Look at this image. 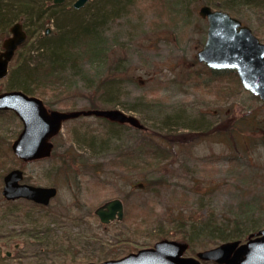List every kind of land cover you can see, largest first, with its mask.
<instances>
[{
	"label": "rangeland",
	"instance_id": "1",
	"mask_svg": "<svg viewBox=\"0 0 264 264\" xmlns=\"http://www.w3.org/2000/svg\"><path fill=\"white\" fill-rule=\"evenodd\" d=\"M92 1L79 9L81 16L100 7ZM203 5L227 12L264 42V0H180L174 7L165 0H129L103 25L107 59L98 72L104 89L113 82L109 96L69 83V71L39 83L47 99L28 95L57 111L90 110L92 100L95 109L136 117L147 137L128 125L79 117L62 125L48 159L22 163L11 152L21 122L0 111V264L99 263L162 239L188 244L184 256L194 258L224 243L217 232L222 227H229L226 234L247 232L237 239L241 243L264 227V104L232 74L217 76L197 61L206 39L207 23L198 15ZM70 14L65 6L42 29L55 36ZM21 21L32 32L26 43L32 50L43 31ZM9 27L0 30V51ZM30 57L18 49L9 69L17 60L31 63ZM8 83L7 75L0 93L12 91ZM14 169L24 183L56 188L48 206L3 200L2 178ZM113 199L122 202L123 218L101 224L93 212ZM209 218L216 219L217 231L206 230Z\"/></svg>",
	"mask_w": 264,
	"mask_h": 264
},
{
	"label": "water",
	"instance_id": "2",
	"mask_svg": "<svg viewBox=\"0 0 264 264\" xmlns=\"http://www.w3.org/2000/svg\"><path fill=\"white\" fill-rule=\"evenodd\" d=\"M89 0H75L72 7L79 10ZM64 0H52L60 5ZM207 23L206 39L197 52V61L211 70L235 71L241 86L264 104V42H261L241 21L223 10L203 5L198 10ZM50 29H46L49 34ZM10 35L2 41L0 51V80L8 75V65L17 49L27 39L20 22L9 27ZM0 111L12 112L21 122L22 129L11 144V152L22 163L48 159L53 150L52 138L58 135L62 125L79 117L94 116L145 132V126L134 116L117 109H90L57 111L47 109L43 101L22 91L0 93ZM2 197L7 201L24 199L37 205L48 206L56 196L55 187L33 186L23 182L19 169L10 170L3 178ZM102 224L121 221L123 204L110 200L94 211ZM188 244L162 239L151 248L129 253L119 259L99 263L80 264H264V227L250 233L245 242L228 241L198 252L195 257H185Z\"/></svg>",
	"mask_w": 264,
	"mask_h": 264
},
{
	"label": "trees",
	"instance_id": "3",
	"mask_svg": "<svg viewBox=\"0 0 264 264\" xmlns=\"http://www.w3.org/2000/svg\"><path fill=\"white\" fill-rule=\"evenodd\" d=\"M45 2L47 0H44ZM42 0H0V30H5L7 27L11 26L16 22H22V18H27L30 22H33L35 25V30L43 31V36H39L34 45H32V50L27 48V42L32 37V32L29 33L27 30V39L26 42L20 47L25 51H29V54L33 57H30L29 64L17 63L9 69V90H19L25 93L26 95H35L39 98H46V93L43 88L39 86V83L44 82H53L57 81L62 75L71 72V80L69 83H72L74 86L79 82H83L81 88L85 91L90 92H100L105 91V94L110 95L113 87H109L113 82H108V85L104 89L102 86L101 73L98 72L106 64L107 52L105 51L104 43L102 41L103 36V25L108 19H114L119 17L120 9L126 6L129 0H94L92 2L100 1V7H96V11L93 15L81 16L82 10L72 9V4L74 0H64L60 5H49L46 7ZM50 1V0H49ZM260 1V0H257ZM91 2V1H90ZM89 2V3H90ZM166 4H172L178 6L180 0H165ZM65 6L71 7V14L65 15L61 18L62 23L59 24L57 34L46 35V29L43 28V24L46 20H51L55 17V14L59 10L65 8ZM264 7V5H263ZM216 8H222V6H217ZM229 8V7H223ZM231 9V8H230ZM23 23V27L27 24ZM19 48V49H20ZM20 55V54H19ZM19 56L17 57V59ZM89 68H85L86 64ZM92 70V73L89 71ZM111 70V68H110ZM213 74L220 76V74L229 73L237 80V75L232 70H223V71H214L211 70ZM97 82V84H96ZM106 81L104 82V84ZM103 84V85H104ZM71 86V85H70ZM64 86V88L70 87ZM109 87V88H108ZM73 86H71V89ZM109 89V90H108ZM107 92V93H106ZM105 101V105L112 106L113 103L109 98ZM51 100H48L47 103L51 104ZM91 109H95V104L90 101ZM111 123V122H110ZM111 125H118L122 128V125L117 123H111ZM139 131V130H138ZM139 133L145 135L146 133L139 131ZM113 135H115L113 133ZM109 134V140L113 139L114 136ZM154 152H156L153 149ZM157 153V152H156ZM165 154L164 152H162ZM159 154V153H157ZM162 155V154H159ZM121 156V155H120ZM222 223L224 224V217L221 218ZM209 224H212L214 228H209ZM216 219L209 218V221L205 223L207 231H217L215 230ZM229 227H222L221 231H217L220 236V239L224 242L235 241L240 239L247 234L233 232L231 234H226ZM260 228L252 229L249 232L259 230ZM215 232V233H217Z\"/></svg>",
	"mask_w": 264,
	"mask_h": 264
},
{
	"label": "flooded vegetation",
	"instance_id": "4",
	"mask_svg": "<svg viewBox=\"0 0 264 264\" xmlns=\"http://www.w3.org/2000/svg\"><path fill=\"white\" fill-rule=\"evenodd\" d=\"M53 139V138H52ZM53 149H54V143H53ZM2 182H3V180H2ZM3 187V186H2ZM1 191H2V189H1ZM2 196V195H1ZM3 198V197H2ZM3 200L4 201H6V202H13V201H7V200H5L4 198H3ZM29 202H31V201H29ZM39 206H41V205H39ZM98 208V207H97ZM96 210V209H95ZM94 210V211H95ZM94 213V212H93ZM94 216H96V215H94ZM97 217V216H96ZM97 219H98V221L100 222V220H99V218L97 217ZM114 222V221H113ZM101 223V222H100ZM112 223V222H111ZM102 224V223H101ZM110 224V223H109ZM105 225V224H104ZM106 225H108V224H106Z\"/></svg>",
	"mask_w": 264,
	"mask_h": 264
}]
</instances>
